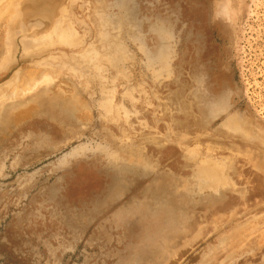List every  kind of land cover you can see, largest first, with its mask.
<instances>
[{
  "label": "rangeland",
  "instance_id": "rangeland-1",
  "mask_svg": "<svg viewBox=\"0 0 264 264\" xmlns=\"http://www.w3.org/2000/svg\"><path fill=\"white\" fill-rule=\"evenodd\" d=\"M31 1L12 56L0 26V264H264V0Z\"/></svg>",
  "mask_w": 264,
  "mask_h": 264
},
{
  "label": "bare ground",
  "instance_id": "bare-ground-1",
  "mask_svg": "<svg viewBox=\"0 0 264 264\" xmlns=\"http://www.w3.org/2000/svg\"><path fill=\"white\" fill-rule=\"evenodd\" d=\"M33 1H38V0H32L31 2H33ZM20 2H21V0H0V15H2V17H0V20L1 19H6V21H7V24H5V25H2V24H0V26L1 27H3V26H5V27H3V29H4V31H6L7 32V34H5V32H4V34H5V51L3 52V53H7L8 55H10V56H12L13 54V51L15 50V48H16V46H15V43L13 44V42H12V39H11V37H10V34L9 33H11V31L13 30V28L12 27H14V26H11L10 24H13L12 23V21L14 22V20L16 19V18H14V20L13 19H11V18H13L15 15L16 16H18V14L16 13V11H17V7H18V5L20 4ZM66 7V6H65ZM65 7L64 8H61L63 11H64V14H65V12L67 11L66 9H65ZM66 10V11H65ZM62 13V12H61ZM20 14V13H19ZM43 17H47V14L46 13H42L41 14ZM63 15V14H62ZM66 15V14H65ZM15 16V17H16ZM48 18V17H47ZM60 18H62V17H60ZM46 21V20H45ZM63 21V20H62ZM57 22V21H56ZM66 22V21H65ZM15 23V22H14ZM55 23V22H54ZM63 23V22H62ZM59 24V23H58ZM66 24H67V22H66ZM61 25V24H60ZM64 25H65V23H64ZM58 26V25H57ZM57 26L56 25H54V29H53V31H51V33L49 32V34H48V36H46L47 38H48V40L49 39H51V37H52V34L54 33H59L58 31H57ZM16 28V27H15ZM62 29H64V27H61ZM59 29H60V27H59ZM62 29H60V31H62ZM66 30V29H65ZM50 31V30H49ZM57 31V32H56ZM16 32H17V30H16ZM62 32H64L65 33V31H62ZM61 33V32H60ZM73 33V32H72ZM9 34V35H8ZM61 34H63V33H61ZM74 34V33H73ZM45 35V34H44ZM64 35V34H63ZM67 35V34H66ZM66 35L65 36H63L62 38H64L65 37V39H62L61 38V36L59 35L58 36V38L60 37L63 41L64 40H67L66 38L68 37V35H67V37H66ZM43 38L42 39V41L43 40H47V38ZM55 37H57V35L55 36ZM29 38V37H28ZM54 38V37H53ZM61 39H59V40H61ZM37 40V39H36ZM53 40V39H52ZM61 40V41H62ZM25 41V40H24ZM68 41V40H67ZM35 42V41H34ZM43 42H45V43H47V41H43ZM49 42H51V41H49ZM40 43H42L41 41H40ZM44 43V44H45ZM15 46H13V45ZM30 44H32V43H30ZM30 44H28V46L30 45ZM48 44V43H47ZM46 44V45H47ZM11 46H12V48H11ZM31 46V45H30ZM30 46H29V49H30ZM41 46H43V45H41ZM32 47H33V45H32ZM34 48V47H33ZM42 48V47H41ZM24 50H25V48H24ZM26 51V50H25ZM4 55L0 60V62H7L8 61V59L10 58V57H8V55ZM53 58H55V57H53ZM51 61V60H50ZM5 64V63H4ZM30 71V70H29ZM30 72H33V70L32 71H30ZM30 72L28 73V75H29V78H27L28 79V81H31V84L29 85L27 82H24L23 83V86H22V88H20L19 86L15 89V91H14V93H13V96H14V94L16 93L17 95H20V96H22V98H24L23 96H25L24 94H27L26 92H30L31 93V87L32 86H34V83L36 82V81H38V76H39V74L37 73V74H34V76H32L33 74H31V76H30ZM27 73V72H26ZM36 73V72H35ZM22 80V79H21ZM40 82H41V80H40ZM40 82L38 83V85L40 84ZM21 83V82H20ZM48 83V82H47ZM27 85V86H26ZM47 87L49 88V85H47ZM35 88V87H34ZM19 89V90H18ZM0 90H3V89H0ZM47 90V89H46ZM4 91V90H3ZM18 91H20V93L18 94L17 92ZM1 92V91H0ZM29 94V93H28ZM31 96V95H30ZM17 96H15V98H16ZM21 99V98H20ZM1 100H3V95H2V93L0 94V101ZM2 102V101H1ZM18 106V105H17ZM31 107V106H30ZM32 108V107H31ZM29 109V108H28ZM16 111V110H15ZM19 112V111H18ZM16 113V112H15ZM21 113V112H20ZM23 114H28V110H24L23 112H22ZM11 116V115H10ZM17 117H19V115L17 116ZM15 120H16V118H15ZM18 120V119H17ZM235 127H237V125H235ZM239 127H240V124H239ZM244 129V128H243ZM243 131V130H242Z\"/></svg>",
  "mask_w": 264,
  "mask_h": 264
},
{
  "label": "water",
  "instance_id": "water-1",
  "mask_svg": "<svg viewBox=\"0 0 264 264\" xmlns=\"http://www.w3.org/2000/svg\"><path fill=\"white\" fill-rule=\"evenodd\" d=\"M218 96L209 98L208 100L205 101V104L207 105L208 109L215 106L217 103H220L222 100L221 98L216 99Z\"/></svg>",
  "mask_w": 264,
  "mask_h": 264
}]
</instances>
